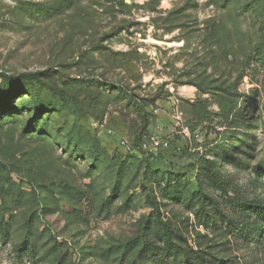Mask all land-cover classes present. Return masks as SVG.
Listing matches in <instances>:
<instances>
[{
    "label": "rangeland",
    "instance_id": "obj_1",
    "mask_svg": "<svg viewBox=\"0 0 264 264\" xmlns=\"http://www.w3.org/2000/svg\"><path fill=\"white\" fill-rule=\"evenodd\" d=\"M226 196L264 203V0H0V264H264Z\"/></svg>",
    "mask_w": 264,
    "mask_h": 264
},
{
    "label": "trees",
    "instance_id": "obj_2",
    "mask_svg": "<svg viewBox=\"0 0 264 264\" xmlns=\"http://www.w3.org/2000/svg\"><path fill=\"white\" fill-rule=\"evenodd\" d=\"M37 14H41V12L38 11ZM27 79L29 83H33L37 78L35 77V80L29 78ZM34 86H36V84ZM136 112L141 118V131L143 133L148 126L147 114L140 106H136ZM141 147L140 137H138L136 139L135 146H132V152H134V149L135 151H141ZM225 203L229 205L233 213H235L238 217L235 224L238 232L245 237L249 243L260 245L261 240L264 238V203L257 201L250 202L228 196L225 197ZM17 252L23 257L29 256V252H27V250L19 248Z\"/></svg>",
    "mask_w": 264,
    "mask_h": 264
},
{
    "label": "built area",
    "instance_id": "obj_3",
    "mask_svg": "<svg viewBox=\"0 0 264 264\" xmlns=\"http://www.w3.org/2000/svg\"><path fill=\"white\" fill-rule=\"evenodd\" d=\"M108 133H110V132H108ZM166 145H167V144L165 143L164 146H166ZM151 146H152V148L155 150V149H157V147L159 146V142L152 140ZM119 147H120V149H122L124 152H132V147L130 146V144H129L128 142H126V141H124V140H121V141L119 142ZM145 147H146L145 145L142 146V148H145Z\"/></svg>",
    "mask_w": 264,
    "mask_h": 264
}]
</instances>
